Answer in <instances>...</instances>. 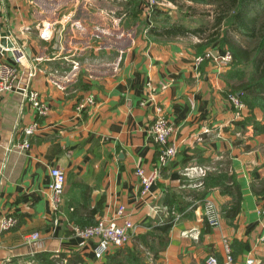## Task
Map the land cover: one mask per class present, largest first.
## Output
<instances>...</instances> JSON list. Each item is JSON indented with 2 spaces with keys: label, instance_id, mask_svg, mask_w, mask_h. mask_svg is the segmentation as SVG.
I'll return each mask as SVG.
<instances>
[{
  "label": "crops",
  "instance_id": "0c3cea01",
  "mask_svg": "<svg viewBox=\"0 0 264 264\" xmlns=\"http://www.w3.org/2000/svg\"><path fill=\"white\" fill-rule=\"evenodd\" d=\"M110 7L104 0H5L2 29L26 47L22 70L35 73L31 86L50 113L39 118L19 91L0 97V217L18 220L0 234V264H39L36 256L42 253L61 259L60 264H105L121 249H137L144 264H207L210 256L223 264V237L231 241L232 264L248 259L264 264L258 215L264 207L263 110L246 104L237 119L227 101L236 86L229 78L233 65L224 71L214 61L197 67L200 42L145 38L124 14L118 19L127 26L120 29L113 19L111 26L103 13ZM63 17L62 49H54L39 38L37 26ZM207 50L226 51L217 45ZM3 53L0 61L12 62ZM152 93L177 129L172 141L178 153L143 198L136 168L150 172L159 165V146L148 133L155 106L141 105ZM88 96L94 105L79 112ZM35 122L39 127L29 138L30 148L16 149L25 140L24 129ZM196 167L208 169L207 177L189 173ZM51 168L64 171L67 179L58 213L50 200ZM222 173L233 175L241 187L240 213L234 218L226 215L232 197L205 185L210 175ZM205 191L204 198L221 210L218 228L204 219L199 195ZM167 195L187 209L173 212L180 217L155 258L141 239L165 222ZM120 207L138 228L128 245L97 260V240L75 237L72 228L112 218ZM36 232L40 247L34 251L24 237ZM148 240L158 243L157 237Z\"/></svg>",
  "mask_w": 264,
  "mask_h": 264
},
{
  "label": "built area",
  "instance_id": "2783aa9c",
  "mask_svg": "<svg viewBox=\"0 0 264 264\" xmlns=\"http://www.w3.org/2000/svg\"><path fill=\"white\" fill-rule=\"evenodd\" d=\"M149 9H151L155 1L148 0ZM5 6V0H0V14L3 12ZM64 17L58 21H44L38 24L37 31L38 36L45 42H52L54 49H62V43L66 32V23ZM6 34V39L12 44V47L1 46L2 34ZM0 49L3 51H11L13 53L12 62L0 61V97L7 93H14L16 91L21 92L28 104L31 105L35 114L39 118H44L50 113V107L42 100L40 93L33 89L31 86V79L35 76V73L31 71L28 74V78L24 82V71L22 68L27 62L28 56L26 47L20 45L17 37L10 31H4L0 23ZM207 61H214L215 66L219 71H224L231 67L233 57L229 51H225L217 58L214 57L211 50H207L204 54L195 58V65L199 67ZM153 89L152 86H150ZM155 100L148 97L147 101H143L141 104L145 105L147 102ZM94 97L88 96L86 99L81 100L77 110L83 111L85 108L94 105ZM230 106L235 112L237 119L243 117V112L246 110V104L242 101L240 95L231 94L227 98ZM157 105V104H156ZM39 124L35 122L32 126L25 128V140L23 143L16 145V149L24 150L30 148L29 138L36 132ZM177 129L170 123L166 117L163 107L156 106V116L154 122L150 125L148 133L153 141L159 146V165L153 170L151 174H147L143 168L136 169V175L139 178L141 185V195L143 198L147 197L151 193V189L160 175V171L163 167L167 166L177 156L178 148L175 142L172 141V137L176 134ZM208 169L204 167H196L191 169L189 173L197 174L201 180L207 177ZM190 176V174H187ZM51 183V206L55 213L60 211V206L63 201L64 189L66 185V175L64 171L59 168H51L50 170ZM203 182H200L198 186H202ZM204 205V218L207 224L213 228H218L222 224V213L218 205L214 200L205 199ZM260 222L264 231V207L258 210ZM180 215H176L178 219ZM18 220L13 216L0 217V234L9 231L17 225ZM138 226L135 225L132 220L126 215L125 207H120L112 218H101L95 225L88 227L73 226L72 233L75 237H79L85 240L96 239L97 246L94 254L97 260H102L111 251L125 247L128 245ZM40 234L32 233L24 237L26 245L31 247L34 251L40 247ZM264 241V234L262 237ZM223 248L225 251V262L223 264H232L233 255L231 241L228 237L222 239ZM207 264H221L215 256H210L207 260ZM246 264H254L253 259H248Z\"/></svg>",
  "mask_w": 264,
  "mask_h": 264
},
{
  "label": "trees",
  "instance_id": "16d2710c",
  "mask_svg": "<svg viewBox=\"0 0 264 264\" xmlns=\"http://www.w3.org/2000/svg\"><path fill=\"white\" fill-rule=\"evenodd\" d=\"M135 4V0H133ZM196 3L210 4V0H189ZM128 5L125 4V7ZM135 9L130 8L132 16L139 18V9L135 4ZM137 7V8H136ZM218 8L221 12L220 18L217 20L218 24L227 22L233 30L237 31L239 35L244 39L243 42L233 41L227 34V30L223 33L214 32L206 38H202L203 42L198 45L200 53L204 54L205 49L212 48L215 44L222 48L225 45L229 48V52L232 54V65L238 71H235L230 75V79L235 80L236 86L228 93L227 98L231 94L240 95L242 101L249 106L251 110L255 107H260L264 112V0H221L218 2ZM125 14V17L130 16V11H124V13H118L121 16ZM205 31L201 29H190L184 25H169L167 27H153L149 36L153 34L157 37L166 39L176 37H187L195 35H203ZM154 37V36H153ZM247 49L245 48V46ZM244 66H250L251 72L240 71L238 68ZM210 179L205 182V185L210 188L212 185L218 186L222 189L224 194L232 197L233 205L231 209L226 211L227 216L231 218L236 217L240 213L241 207V187L238 184L235 177L229 176L225 173L210 175ZM208 191L199 195L200 199L206 196ZM173 196V195H171ZM170 195H167L165 200V209L168 213L165 222L162 225L155 226L151 235V238L157 237L158 243L151 245L148 240L149 236L143 237L141 240L143 245L148 247L151 252L154 253L155 258L159 252L165 249L166 237L175 222L174 211L183 212L187 208H178V202L175 201ZM97 223V222H96ZM95 223V224H96ZM93 224V225H95ZM91 226V225H90ZM153 240V239H152ZM151 240V241H152ZM49 253H42L36 256L39 264H60L61 259L52 258ZM105 264H144L143 257L140 251L137 249L119 250L116 254L108 258Z\"/></svg>",
  "mask_w": 264,
  "mask_h": 264
},
{
  "label": "rangeland",
  "instance_id": "374dc122",
  "mask_svg": "<svg viewBox=\"0 0 264 264\" xmlns=\"http://www.w3.org/2000/svg\"><path fill=\"white\" fill-rule=\"evenodd\" d=\"M154 1H155L154 6L148 10V8H150L148 0H135V4H137L139 9V18H137L136 16L133 17L131 14V10L135 9L136 6L135 4L132 3L134 2L133 0H108V1L104 0V3L108 2L111 5V7L107 9L108 11L106 12L104 11L103 13L104 14L108 13V16L106 15L107 17L106 19L108 20L109 18L110 20L109 24L112 22L113 19V24L114 25L117 24V26L119 25L118 28L121 29L123 25L127 26V24H125V22H121L120 19H118L120 16L117 14L122 12L124 13V11H128V12L130 11V16L127 17L128 23L131 24L134 28H136L138 32L142 33V35L145 38L146 37L152 38L154 36L153 37L154 39L171 40V41L179 40L180 38H185V37H176V38L166 39L162 37H157L154 34L153 36L151 35L149 36V32L153 27H158V29H160L162 27H167L169 25L177 24V25H184L185 27L190 29H201L202 31H205L203 35L201 34V35L186 37L189 40L198 41L200 43L203 42L202 38H206L207 36L213 34L214 32L223 33L226 30H227V34L233 41H240V42L244 41V39L239 35V33L233 30V28L230 27L229 26L230 24H228L227 22L218 24L217 20L221 16V12L218 8V2L221 0H210L211 1L209 2L210 4L196 3V2H191L189 0H154ZM127 3L128 5L125 7V4ZM49 43H51L53 46L52 42ZM214 46H216V44ZM244 46L247 49L246 45ZM222 48L225 49L226 51H229V48L226 45ZM238 69L240 71L246 72L247 74L251 72L250 66H244ZM235 71L238 70L234 67V72ZM151 98L155 99L154 93L151 94ZM149 103L155 106V116H156V106H157L156 101L150 99ZM152 172L153 171L150 172L146 171L147 174H151Z\"/></svg>",
  "mask_w": 264,
  "mask_h": 264
},
{
  "label": "water",
  "instance_id": "95a60500",
  "mask_svg": "<svg viewBox=\"0 0 264 264\" xmlns=\"http://www.w3.org/2000/svg\"><path fill=\"white\" fill-rule=\"evenodd\" d=\"M6 34L4 33V34H2V40H1V46H3V47H7V46H9V47H12V44L10 43V42H8L7 41V39H6ZM1 50V49H0ZM4 53V55H9L11 58H12V56H13V53L11 52V51H3ZM215 53L217 54V55H215ZM213 55H214V57H218L219 56V53L217 52V51H213ZM25 73H24V79H23V81L25 82L26 81V79L28 78V74L30 73V69H25V71H24Z\"/></svg>",
  "mask_w": 264,
  "mask_h": 264
}]
</instances>
